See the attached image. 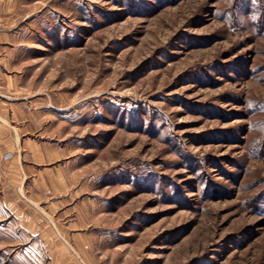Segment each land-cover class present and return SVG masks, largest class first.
Masks as SVG:
<instances>
[{
    "label": "rangeland",
    "instance_id": "rangeland-1",
    "mask_svg": "<svg viewBox=\"0 0 264 264\" xmlns=\"http://www.w3.org/2000/svg\"><path fill=\"white\" fill-rule=\"evenodd\" d=\"M0 264H264V0H0Z\"/></svg>",
    "mask_w": 264,
    "mask_h": 264
},
{
    "label": "crops",
    "instance_id": "crops-1",
    "mask_svg": "<svg viewBox=\"0 0 264 264\" xmlns=\"http://www.w3.org/2000/svg\"><path fill=\"white\" fill-rule=\"evenodd\" d=\"M6 124V106L0 102V127Z\"/></svg>",
    "mask_w": 264,
    "mask_h": 264
}]
</instances>
